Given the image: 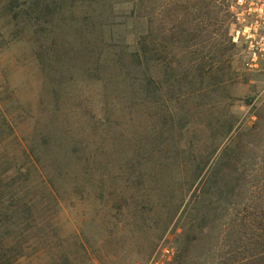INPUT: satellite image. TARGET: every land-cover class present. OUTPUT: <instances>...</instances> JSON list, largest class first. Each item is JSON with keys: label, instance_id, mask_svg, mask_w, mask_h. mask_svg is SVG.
I'll list each match as a JSON object with an SVG mask.
<instances>
[{"label": "rangeland", "instance_id": "rangeland-1", "mask_svg": "<svg viewBox=\"0 0 264 264\" xmlns=\"http://www.w3.org/2000/svg\"><path fill=\"white\" fill-rule=\"evenodd\" d=\"M152 1L145 69L133 54L147 31L140 0H0V169L36 161L58 199L42 191L54 248L21 264H146L162 241L180 255L213 214L240 209L232 174L215 187L203 179L221 148L260 122L264 71H250L237 45L225 72L169 70L166 54L184 44L177 3L193 16L199 7ZM196 188L211 194L195 202Z\"/></svg>", "mask_w": 264, "mask_h": 264}, {"label": "trees", "instance_id": "trees-1", "mask_svg": "<svg viewBox=\"0 0 264 264\" xmlns=\"http://www.w3.org/2000/svg\"><path fill=\"white\" fill-rule=\"evenodd\" d=\"M221 2L223 8L220 9L215 0H197V17L191 14L186 1L177 3L173 27L181 28L184 44L166 54L169 70L179 73L178 67L182 64L192 79L211 75L215 66L218 71H226L223 61L231 59L236 45L228 29L229 19L233 24L228 0ZM137 9L147 24V31L139 39L138 50L133 54L138 57L139 65L146 69L156 50L153 1L140 0ZM180 13L184 16L180 17ZM198 18L199 25L196 24ZM166 32L167 29L163 30V34ZM145 75L150 89L154 81L146 72ZM213 87L204 86L199 92H215ZM259 119L260 122L238 133L221 148L216 162L203 179L204 187L207 182L215 187L216 178L223 170L232 174L236 178L238 194L235 196L240 209L235 215L226 211L213 214L202 232L204 234L208 228L209 233L193 238L183 252L175 256L173 264H264V114ZM23 153H26L25 149ZM42 173L36 161L28 167L0 169V264H21L28 251L38 253L48 245L54 248L59 239L53 215L46 216L42 209V191L49 193L54 201L58 200L56 191L49 187ZM24 176L26 180L22 179ZM241 188H247V191ZM240 191H244L245 196L242 197ZM210 194V189L196 188L192 196L197 202L205 201Z\"/></svg>", "mask_w": 264, "mask_h": 264}, {"label": "built area", "instance_id": "built-area-1", "mask_svg": "<svg viewBox=\"0 0 264 264\" xmlns=\"http://www.w3.org/2000/svg\"><path fill=\"white\" fill-rule=\"evenodd\" d=\"M228 3L233 19V43L244 48L250 71H264V0H228ZM175 256V249L162 241L146 264H172Z\"/></svg>", "mask_w": 264, "mask_h": 264}]
</instances>
